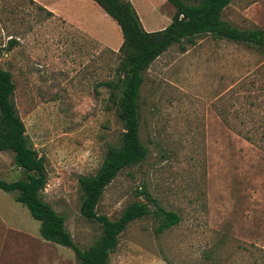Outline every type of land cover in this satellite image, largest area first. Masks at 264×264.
Masks as SVG:
<instances>
[{
	"label": "rangeland",
	"instance_id": "374dc122",
	"mask_svg": "<svg viewBox=\"0 0 264 264\" xmlns=\"http://www.w3.org/2000/svg\"><path fill=\"white\" fill-rule=\"evenodd\" d=\"M133 1L152 31L169 26L176 11L165 0ZM37 4L0 0V68L13 76L26 136L45 160L44 199L86 250L102 229L80 213L79 178L99 171L124 132L119 94L102 85L117 80L121 46ZM223 19L264 31V0H233ZM183 46H172L145 74L140 137L148 157L121 171L97 208L117 220L131 204L149 203L147 192L181 220L165 231L154 216L133 222L110 264H264V52L211 35ZM24 178L13 154L0 153V180ZM16 196L0 190L9 215L8 228L0 220V264H77L73 250L42 239L41 223Z\"/></svg>",
	"mask_w": 264,
	"mask_h": 264
},
{
	"label": "trees",
	"instance_id": "16d2710c",
	"mask_svg": "<svg viewBox=\"0 0 264 264\" xmlns=\"http://www.w3.org/2000/svg\"><path fill=\"white\" fill-rule=\"evenodd\" d=\"M37 4L35 0H29ZM175 8L172 21L161 31L148 32L130 0H94L119 26L123 43L119 49L117 80L102 84L112 96L119 94L118 116L124 132L118 146L110 145L99 171L92 176H81V215L98 223L102 235L88 249H80L66 228V219L44 199L48 183L45 160L31 146L26 128L14 101L15 83L12 74L0 68V153L11 152L14 164L25 172L23 180H0V189L17 193L15 201L24 205L31 216L41 223L40 236L45 241L69 248L75 253L77 264H110L112 253L120 242V236L135 221L154 216L163 222L162 231L177 225L180 217L165 210L157 199L147 192L149 203L135 202L128 206L120 218L111 220L99 215L97 208L107 187L124 169L146 160L149 148L140 137L141 90L145 74L151 65L172 46L193 44L195 38L211 35L220 40L246 44L264 52V31L240 29L223 19L225 9L233 0H166ZM47 16L54 14L37 4ZM17 44L11 42L10 48ZM151 205L154 207L151 208Z\"/></svg>",
	"mask_w": 264,
	"mask_h": 264
},
{
	"label": "crops",
	"instance_id": "0c3cea01",
	"mask_svg": "<svg viewBox=\"0 0 264 264\" xmlns=\"http://www.w3.org/2000/svg\"><path fill=\"white\" fill-rule=\"evenodd\" d=\"M49 9L56 17H59L62 21L73 25L74 27L90 33L93 37H97L102 43H107L110 47H119L123 43L121 34H116V26L112 23L115 22L110 16H108L102 8L94 2V0H36ZM134 7V1L130 0ZM166 1V0H165ZM136 9V8H135ZM137 11V10H136ZM108 17V18H107ZM110 19V20H109ZM141 19V18H140ZM142 21V20H141ZM116 23V22H115ZM143 26L144 21L142 22ZM169 25V24H168ZM110 29L108 30L107 27ZM164 27V25H163ZM167 27V26H166ZM162 28L161 30L165 29ZM111 31V32H110ZM148 32H154L146 29ZM1 190V189H0ZM0 214L5 219L0 218L2 223L8 228V213L4 212L2 205H0ZM5 250V248L3 247Z\"/></svg>",
	"mask_w": 264,
	"mask_h": 264
}]
</instances>
